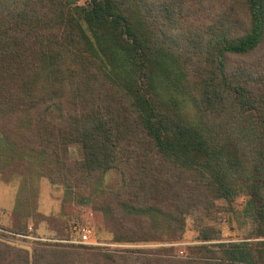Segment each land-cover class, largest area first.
<instances>
[{
  "label": "trees",
  "instance_id": "obj_1",
  "mask_svg": "<svg viewBox=\"0 0 264 264\" xmlns=\"http://www.w3.org/2000/svg\"><path fill=\"white\" fill-rule=\"evenodd\" d=\"M29 175L62 187L67 214L82 195L97 240L164 245L0 241V264H264V0H0V178L30 198L9 227L33 215L69 237ZM224 214L249 234L223 241ZM188 221L199 243L179 255Z\"/></svg>",
  "mask_w": 264,
  "mask_h": 264
},
{
  "label": "rangeland",
  "instance_id": "obj_2",
  "mask_svg": "<svg viewBox=\"0 0 264 264\" xmlns=\"http://www.w3.org/2000/svg\"><path fill=\"white\" fill-rule=\"evenodd\" d=\"M90 0H77L78 4H86ZM220 10H215L213 13L217 14ZM210 14V13H209ZM215 16V15H214ZM193 22L197 24L209 23L212 21V18L209 16H204L198 20L197 18L192 19ZM241 58L231 57L232 62H238ZM47 115L51 119L58 118L59 112L55 107L50 108L47 112ZM70 153L76 157L80 158L81 155L75 147L69 148ZM29 182L27 187L30 190L34 191L35 198L33 207L43 215H55L61 212H67V209L63 208V196L64 192L60 186H52L44 177H36L34 175L28 176ZM122 184V175L118 169L111 168L109 169L104 177L102 187L109 190H116ZM19 182L16 179L10 180L9 182L4 181L0 178V241L4 244H8L17 248H21L27 251H31L33 247H36L39 242H51L52 240L59 242H66L70 239V224L73 221H78L82 223H87L88 218L91 213L90 204H85L80 202V197L76 193L71 199L70 213H66V230L69 237L58 236L56 231L50 229L49 223L44 220H39L33 215H28L26 221L25 231H17L10 229L9 223L11 218V213L13 208H15L18 203L19 195ZM24 194L26 203L30 201L29 194L26 190L20 189ZM32 200V201H33ZM243 196H237L234 201V207L239 208L243 202ZM31 201V203H32ZM218 204L221 202L218 201ZM21 208V206H20ZM30 226V228H29ZM221 230V238L223 241L228 240H241L244 236L249 234L250 226H237L235 220L232 218V215H223L221 223L217 226ZM99 236V235H98ZM197 232L191 221H188L186 224L185 233L183 238L178 242L174 243L175 252L179 255H183L186 252V247L188 245L199 243L196 238ZM100 242L99 246L106 247L105 250L113 249H125V248H153L158 246H163L164 244L157 243L154 241H137V242H112L110 235L106 232L100 233L99 236ZM50 239V240H49ZM249 240H254V238H248ZM69 244H74L70 243ZM76 244V243H75ZM96 245V246H98Z\"/></svg>",
  "mask_w": 264,
  "mask_h": 264
},
{
  "label": "built area",
  "instance_id": "obj_3",
  "mask_svg": "<svg viewBox=\"0 0 264 264\" xmlns=\"http://www.w3.org/2000/svg\"><path fill=\"white\" fill-rule=\"evenodd\" d=\"M30 228V226H29ZM50 240V239H49ZM66 242L76 244L98 245L100 242L95 238L93 230L86 224L73 221L70 224V239Z\"/></svg>",
  "mask_w": 264,
  "mask_h": 264
}]
</instances>
